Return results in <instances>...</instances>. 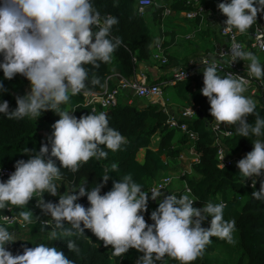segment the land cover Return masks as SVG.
Listing matches in <instances>:
<instances>
[{"label": "clouds", "instance_id": "9594fccd", "mask_svg": "<svg viewBox=\"0 0 264 264\" xmlns=\"http://www.w3.org/2000/svg\"><path fill=\"white\" fill-rule=\"evenodd\" d=\"M150 2L142 0L145 5ZM217 7L227 17L225 32L235 29L246 34L256 24L258 14L264 13V0H230ZM118 22L111 15L101 17L91 0H0V54L3 55L0 69L5 79L19 74L30 84L28 94L16 97L14 110H9L8 101L0 102V113L10 120L36 119L49 110L59 116L51 126L48 143H42L39 152L24 148L22 152L30 158L16 161L15 171L6 181H0V210L10 206L27 209L35 198L36 207L51 220L40 221L31 210H21L22 225L39 221L41 231L51 229L47 235L49 241L66 240L67 249L77 254L80 248L76 239L89 240L84 235L88 229L104 247L111 246L114 257L123 258L129 249H135L143 254L136 264H157L165 257L178 264H194L203 257L212 237L231 245L236 243L235 220L224 219L223 202L209 201L203 208H196L193 203L198 198L189 194L180 198L172 194L164 196L157 188L152 189L149 197L130 173L119 182L114 181L111 190L103 195L101 188L109 180L108 174L91 189L85 181L78 189L59 195L58 203L43 198L44 193L58 195L61 168L76 173L93 158L106 159L105 148L116 152L127 143L119 131L109 127L106 112L94 111L77 118L71 114L75 110L61 109L71 96L86 89L89 79L86 65L98 69L101 63H112L113 54L122 44L121 38L111 37ZM155 43L159 45L160 41L157 39ZM230 55L231 63L250 61L248 75L256 80L264 79V65L255 54L233 42ZM203 63L207 67L203 71L201 94L209 102L210 115L217 127L221 124L235 127L238 136L255 138L252 150L236 164L242 181L251 179L255 189V178L264 174V139H261L264 118L256 115L254 124L248 122L256 110V102L244 95L248 80L232 74L221 77L215 60L211 64L208 60ZM91 83L98 85L100 80L93 77ZM6 91L0 83V92ZM224 157L221 155V161ZM52 158L59 161V167ZM221 167L224 168L223 163ZM112 171H118L116 164L112 165ZM85 196L88 207L77 202ZM161 196L163 200L151 212L153 223L149 224L143 215L148 200L157 201ZM251 196L264 202V180L260 181L259 191L254 190ZM207 217H211L210 227L205 229L201 225ZM16 240L13 232L0 226V264H74L63 251L44 243L24 247L22 254L13 255L6 245Z\"/></svg>", "mask_w": 264, "mask_h": 264}, {"label": "trees", "instance_id": "16d2710c", "mask_svg": "<svg viewBox=\"0 0 264 264\" xmlns=\"http://www.w3.org/2000/svg\"><path fill=\"white\" fill-rule=\"evenodd\" d=\"M185 1L164 0L161 4L156 0V5L152 6L149 12L140 15L136 8L138 0H91L94 8L100 12L101 17L111 15L118 19V24L112 28L111 37L121 38L122 44L113 54L112 63H101L98 69L93 68L91 65L85 66L89 72V79L86 81V89L83 92L102 91L105 87L106 78L114 71H118L123 78L132 77L138 64L150 59L153 44L150 24L155 25L161 20L165 8H170L177 14L196 9L192 6H185ZM221 2L228 3L230 0H220ZM219 15L222 18L226 17L220 10ZM257 18L259 19L256 24L264 23V13L258 14ZM199 19L200 16H197L191 21L198 22ZM254 26L255 24L246 34L238 33V40L246 47L249 46V36ZM249 52L256 53L254 51ZM2 62L3 55L0 54V63ZM261 64L264 65V53ZM205 68V66L198 64L189 67L184 63L181 70H187L191 74L188 78L178 80L174 84L178 98L186 102L189 107H196L203 113L202 117L197 115L191 122L185 121L198 135L194 148L198 160L191 163V175H182V183L191 190V196L198 198L196 201L199 204L204 205L209 201L226 204L224 219L235 220L236 231L233 236L236 243L231 245L224 240L212 237V243L206 247L203 257L197 259L194 264H264V202L257 201L251 196L254 190L259 191L260 184L257 183L255 189L247 186L242 181L237 166L218 167L214 137L209 131V124L214 121V118L210 115V105L207 98L201 94ZM218 74L221 77L225 76L220 72ZM93 77L99 78L100 84L93 85L91 83ZM171 79L172 77H169L166 81ZM161 81L162 79H159L151 82V84H157ZM259 81L262 83L264 91V79ZM0 83L7 89L6 92H0V102L8 101L9 110H14L16 108V97L13 96L12 90H22L30 85L28 80L19 74L10 80L5 79L3 70L0 69ZM109 86L112 87L113 84L109 83ZM83 92L71 96L69 103L61 105V109L75 110L73 113L77 118L81 115L93 113L91 107L84 104ZM19 93L20 96H24L23 91ZM95 112L102 111L98 108ZM55 114L50 110L44 111L39 118L43 122L51 123ZM107 114L109 127L119 131L126 138L127 143L122 145L121 150L116 152L105 148L104 150L108 152L106 159L97 161L93 158L88 163L83 164L76 173L61 168L62 180L58 181L61 184L58 195L54 197L44 193L43 198L46 202L58 203L59 195L78 189L85 181L88 189H91L96 184L101 183L102 176L105 174H108L109 180L101 188V195L111 190L114 181L119 182L125 174L129 173L132 175L133 180L142 186V190L148 192L155 180L159 178L160 173L166 172L173 161H179L178 156L181 153L179 147L186 145L187 140L182 136H180V140H176L179 133L168 128V115L162 107L156 104L138 107L134 103L123 105L117 102L116 106L111 108ZM256 115L264 118V92L259 97V105L256 106L255 113L249 116L248 122L254 124ZM228 128L232 135L222 139V143L227 148V155L237 156L250 152L253 147L252 141L255 138L238 136L235 127ZM261 139H264V137H261ZM175 142L176 146H173ZM42 143H48V140L42 136L32 118L10 120L0 113L1 167H10L14 172L16 161H27L30 158L22 150L28 148L34 150V152H39ZM48 146L50 151V144ZM52 159L59 167V161L55 158ZM113 164L118 166V171H112ZM182 191L181 188L176 194L181 197ZM77 202L85 207L89 206L86 196L80 198ZM159 202L158 199L152 202L149 198L147 211L143 213L147 223H153L150 214L158 207ZM27 209L31 210L34 216L39 217L40 221L51 220L49 216L42 214L40 208L36 207L35 198L28 203ZM27 209L10 206L9 209L0 210V217L10 213L19 219V212ZM210 220L211 217H207L201 226L205 229L209 228ZM0 226H4L10 232H13L16 239H18L6 245L7 250L13 255L22 254L24 247H34L40 243L54 246L63 251L69 259L74 261V264H136L138 257L143 255L135 249H129L123 258L114 257L112 256L111 246L104 247L103 242L97 240L88 229H85L84 235L89 240L72 238L76 239V243L80 248V252L77 254L67 249L66 240L49 241L47 235L51 229L41 231L39 221L34 225L25 226L28 228V236L26 235L25 238L18 237L23 229L16 224L5 226L0 223ZM12 228H16V230L11 231ZM157 264H178V262L165 257Z\"/></svg>", "mask_w": 264, "mask_h": 264}, {"label": "built area", "instance_id": "2783aa9c", "mask_svg": "<svg viewBox=\"0 0 264 264\" xmlns=\"http://www.w3.org/2000/svg\"><path fill=\"white\" fill-rule=\"evenodd\" d=\"M198 2V0H186L185 6H192L196 8L195 10L184 12L187 20H194L197 16H200L204 13L205 8H203ZM220 3V0H216V4ZM156 5V0H151V2L147 5L142 3V0H138L136 8L137 12L140 15H143L144 10L146 8H151ZM175 12L170 8H165L161 18L169 17L171 14ZM219 13V9H218ZM220 16V15H219ZM219 36L221 39V44H214V53L211 56H204L201 59L194 62L195 64L205 66L207 65L203 63L204 60H208V63L211 64L213 60L216 61L218 66V72L223 73L225 76L228 74H232L233 76H243L246 80H248L247 91L244 93L249 97L256 96V98H252L256 102V106L259 105V97L263 94L262 83L259 80H256L254 77H250L248 75V69L246 66V62L242 60H237L231 63V55L230 49L232 47L233 42L239 43L242 46L243 50L254 51L257 53H264V23L255 24L250 36H249V46L246 47L243 43H241L237 36L238 32L234 29L232 32H225L224 27L225 21L227 17H219ZM220 53H224V56H220ZM150 60L159 66H167L169 64L168 57L165 55L161 43L159 45L154 44L151 47ZM191 67V66H189ZM191 73L187 72V70H179L172 74V79L165 82H160L157 84H151L147 81V78L142 72H135V74L130 78H123L122 76H117V80L113 83V86H109V81L112 79V75H109L105 81V87L102 91H88L83 92V100L84 104L90 106L92 111H96V109H100L102 112H107L114 106H116L118 102V97L124 91L132 92L133 96L136 99H155L156 103L163 108V111L168 115L167 125L169 129H174L178 131L179 135L184 137L187 140L186 149L182 151L178 160L187 161L190 163L197 162L198 157L194 152L195 142L198 139V135L195 131L191 129V127L185 122H191L197 116L198 108L196 107H185L181 109L178 115H170L165 110V105L160 103V99L163 96V92L165 88L173 86L178 80H183L184 75L185 78H188ZM263 91V92H262ZM156 104V105H157ZM192 110V111H191ZM74 115V113H71ZM181 121V122H180ZM209 131L214 137V146H216V160L218 162V167H221V163H223L224 167L226 166H236L237 162L242 159L246 154H239L237 156H228L227 148L222 143L223 138L230 137L232 132L228 128V126L221 124L217 127L215 120L209 124ZM221 155H224L223 161H221ZM12 169L10 167H1L0 166V181H6L9 175L12 173ZM256 184L260 183L261 180H264V174L260 177H256ZM173 179L169 176L161 177L152 184V186L148 190V194L151 197V191L153 188L159 189L161 192H164V196L166 195H175L177 198H180L175 191H171ZM245 184L249 187H252V180L245 178ZM182 195L189 194V188L184 184L182 186ZM158 200L162 202L163 196L159 197ZM197 204V201H194L193 206ZM9 217L8 220H5L4 217ZM0 223L5 226L18 225L21 228H25L22 225L21 221L15 216L7 213L0 217Z\"/></svg>", "mask_w": 264, "mask_h": 264}, {"label": "crops", "instance_id": "0c3cea01", "mask_svg": "<svg viewBox=\"0 0 264 264\" xmlns=\"http://www.w3.org/2000/svg\"><path fill=\"white\" fill-rule=\"evenodd\" d=\"M198 2H200V5L203 4L201 6L205 8L198 22L187 20L183 13H174L169 17L161 18L155 25L150 24V28L152 29L153 27V32L151 31L153 36L152 45L156 44L155 41L158 39L170 63L168 66H159L154 64L150 59L146 62L139 63L135 72L144 73L149 83L159 79H162L161 82H165L172 74L181 70L184 63L186 65L192 64L202 57L211 56L214 53L213 44L216 43V36L218 38L220 37L219 32L215 34L213 30V26L218 25V21L220 20L216 0H198ZM247 64L246 62V66ZM111 75L113 77L109 83L113 84L116 82L117 76L120 75L118 71H114ZM135 100L137 99L130 91H124L118 97L119 104L121 101L123 105H131ZM148 101L150 104H157L155 99ZM159 101L165 105L164 108L168 112L166 103L162 101V98ZM158 106L161 107L160 105ZM167 107H174V104L167 105ZM178 113L169 114L178 115ZM173 146H176V142ZM179 149L181 152L184 151L186 145L180 146Z\"/></svg>", "mask_w": 264, "mask_h": 264}, {"label": "rangeland", "instance_id": "374dc122", "mask_svg": "<svg viewBox=\"0 0 264 264\" xmlns=\"http://www.w3.org/2000/svg\"><path fill=\"white\" fill-rule=\"evenodd\" d=\"M159 3H163L164 0H158ZM203 3V2H202ZM205 4V3H204ZM203 5V4H201ZM259 18H257L258 21ZM151 26V25H150ZM150 30L153 32V27L152 29L150 28ZM213 30L215 32V34H217L219 32V24L218 25H214L213 26ZM219 34V33H218ZM216 43L215 44H220L221 40L220 37L218 38V36H216ZM214 46V44H213ZM255 55L258 57L260 63L262 62L263 59V54L262 53H255ZM247 63H250V61H245ZM194 63L192 64H188L187 66H193ZM23 91V94L26 95L30 92V85L24 87L22 90L20 89H14L12 90V94L13 96L17 97L20 96L19 92ZM247 96V95H245ZM253 99L256 98V96L252 97ZM162 101L164 103H166V108L168 109L169 113H173V114H177L181 109L187 107L188 105L186 104V102L180 100L176 94V87L175 86H170L168 88L165 89V91L163 92V97H162ZM120 104H122V102L120 101ZM134 104L138 107L144 106V104H150L148 100L146 99H142V100H135ZM174 104V107H170L168 108L167 105H171ZM180 105V106H179ZM179 106V108H178ZM53 122L48 123L46 121H42L39 117L36 119H33L35 121V123L37 124L38 130L40 131V133L42 134V136L48 140V137L51 136V133L53 131L52 129V125L55 123V121H57L59 119L58 114H55L54 118H53ZM177 140H180V136L177 137ZM163 175L164 176H169L173 179L172 181V185L170 190L171 191H177L180 190L182 187V175H191V163L189 162V160L187 161H173L169 167L168 170L164 173H160L159 178H161ZM204 205L202 204H195L193 207L196 208H202ZM21 228V227H20ZM23 230L20 231V234L18 237L20 238H25L28 236V228H22ZM16 228H12L11 231H15ZM27 235V236H26Z\"/></svg>", "mask_w": 264, "mask_h": 264}, {"label": "water", "instance_id": "95a60500", "mask_svg": "<svg viewBox=\"0 0 264 264\" xmlns=\"http://www.w3.org/2000/svg\"><path fill=\"white\" fill-rule=\"evenodd\" d=\"M149 11H150V8H146V9H145V12H149ZM197 115L200 116V117H202V116H203V113H202L200 110H198V111H197ZM151 201H152V202H155V201H153L152 199H151Z\"/></svg>", "mask_w": 264, "mask_h": 264}, {"label": "bare ground", "instance_id": "6f19581e", "mask_svg": "<svg viewBox=\"0 0 264 264\" xmlns=\"http://www.w3.org/2000/svg\"><path fill=\"white\" fill-rule=\"evenodd\" d=\"M144 12H145V10H144ZM220 44H221V43H220ZM262 54H263V53H262ZM107 112H108V111H107ZM107 112H106V113H107ZM244 154H245V153H244ZM158 179H159V178H158ZM259 184H260V183H259ZM182 186H183V184H182ZM181 188H182V187H181ZM177 191H178V190H177ZM177 191H175V192H177Z\"/></svg>", "mask_w": 264, "mask_h": 264}]
</instances>
